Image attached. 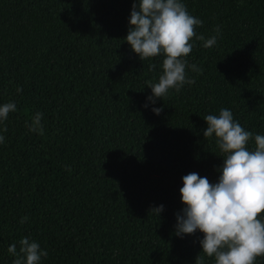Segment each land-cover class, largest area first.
<instances>
[{
	"label": "trees",
	"instance_id": "trees-1",
	"mask_svg": "<svg viewBox=\"0 0 264 264\" xmlns=\"http://www.w3.org/2000/svg\"><path fill=\"white\" fill-rule=\"evenodd\" d=\"M136 2L0 0V105L16 104L0 121V264L24 237L47 251L40 264H215L199 230L176 235L182 177L218 182L206 115L227 108L264 135V0H181L217 42L194 37L195 82L155 103L164 56L142 61L126 42ZM37 112L43 135L26 126Z\"/></svg>",
	"mask_w": 264,
	"mask_h": 264
},
{
	"label": "clouds",
	"instance_id": "clouds-1",
	"mask_svg": "<svg viewBox=\"0 0 264 264\" xmlns=\"http://www.w3.org/2000/svg\"><path fill=\"white\" fill-rule=\"evenodd\" d=\"M130 28L126 42L143 61L163 54L162 74L157 83L149 82L152 96L149 101L168 95L170 89L177 93L185 84L195 81L187 77L189 67L185 59L191 53L195 39L203 41L205 48L217 42V36L205 39L197 35L196 27L203 21L191 15L181 0H137L130 16ZM221 32L219 26L214 30ZM155 69V64L149 65ZM191 70L201 73L196 64ZM22 89H17L21 91ZM147 107V104L145 105ZM16 111L14 102L0 105V121L6 120L10 112ZM159 115L162 108H154ZM42 113L37 112L29 130L43 135ZM207 128L205 138L215 137L216 144L224 153L223 165L219 169L218 182L211 183L207 177L191 172L182 177L181 199L185 205L183 214H177L176 235L203 233L200 241L202 252L215 258V264H255L257 257H264V135L245 130L233 118L227 108H221L218 115L209 114L203 118ZM6 131V129H5ZM254 138L255 148L249 149ZM0 135V143L4 142ZM71 171V169H68ZM164 206L153 208L160 214ZM27 217L21 220L24 223ZM17 245L11 244L8 252L16 257L13 264H40L48 255L39 243L24 237ZM195 264H204V257L198 255Z\"/></svg>",
	"mask_w": 264,
	"mask_h": 264
}]
</instances>
